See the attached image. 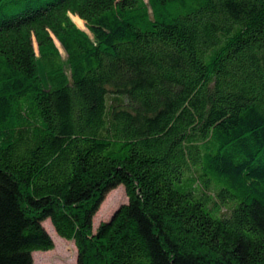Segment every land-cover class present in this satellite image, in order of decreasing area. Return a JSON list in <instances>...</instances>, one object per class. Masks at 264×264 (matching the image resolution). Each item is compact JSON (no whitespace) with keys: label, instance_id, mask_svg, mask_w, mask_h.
Returning a JSON list of instances; mask_svg holds the SVG:
<instances>
[{"label":"trees","instance_id":"trees-1","mask_svg":"<svg viewBox=\"0 0 264 264\" xmlns=\"http://www.w3.org/2000/svg\"><path fill=\"white\" fill-rule=\"evenodd\" d=\"M46 222L77 264H264V0H0V264Z\"/></svg>","mask_w":264,"mask_h":264},{"label":"rangeland","instance_id":"rangeland-1","mask_svg":"<svg viewBox=\"0 0 264 264\" xmlns=\"http://www.w3.org/2000/svg\"><path fill=\"white\" fill-rule=\"evenodd\" d=\"M75 18L78 17L72 16L74 23L81 30L88 32L85 24L80 23V21ZM58 47L63 58H66V53L59 43ZM127 202L128 197L124 187L121 186L110 192L95 217V228H98L102 222L107 221L119 206ZM46 227L54 238L55 248L49 252L36 253L35 264H77L78 251L75 243L73 241H67L59 238L49 222H46Z\"/></svg>","mask_w":264,"mask_h":264},{"label":"bare ground","instance_id":"bare-ground-1","mask_svg":"<svg viewBox=\"0 0 264 264\" xmlns=\"http://www.w3.org/2000/svg\"><path fill=\"white\" fill-rule=\"evenodd\" d=\"M75 19H77L78 21H80V23H82V24L84 23L80 18H75Z\"/></svg>","mask_w":264,"mask_h":264}]
</instances>
